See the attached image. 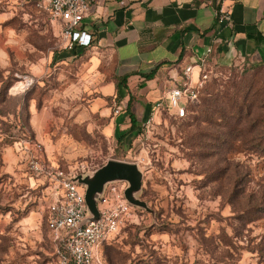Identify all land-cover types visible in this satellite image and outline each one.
Here are the masks:
<instances>
[{"label":"rangeland","instance_id":"rangeland-1","mask_svg":"<svg viewBox=\"0 0 264 264\" xmlns=\"http://www.w3.org/2000/svg\"><path fill=\"white\" fill-rule=\"evenodd\" d=\"M91 52L69 51L44 8L0 0V264L55 263L50 184L35 163L91 176L111 160L138 166L133 198L146 208L134 207V222L101 247L102 264L264 263V216L234 219L264 196V158L200 114L209 92L264 89V64L209 59L184 118L161 110L130 134L119 122L111 130L124 108L115 77Z\"/></svg>","mask_w":264,"mask_h":264},{"label":"crops","instance_id":"crops-1","mask_svg":"<svg viewBox=\"0 0 264 264\" xmlns=\"http://www.w3.org/2000/svg\"><path fill=\"white\" fill-rule=\"evenodd\" d=\"M218 10L229 15V23L218 22ZM84 29L93 43L75 51L88 49L95 61L105 63L124 108L118 121L110 122L111 130L119 122L128 132L125 108L130 99L139 127L158 113L154 104L183 82L180 70L185 77L191 67L188 76L195 85L201 61L264 64V0H100ZM153 71L152 79L143 78ZM121 78H126V88L119 84Z\"/></svg>","mask_w":264,"mask_h":264},{"label":"built area","instance_id":"built-area-1","mask_svg":"<svg viewBox=\"0 0 264 264\" xmlns=\"http://www.w3.org/2000/svg\"><path fill=\"white\" fill-rule=\"evenodd\" d=\"M12 1L19 5L31 4L44 8L59 25L60 34L69 51L92 45L93 37L84 29V22L92 7L100 0ZM215 17L219 23H229L230 20L229 15L222 10H218ZM205 65L206 62L201 61L195 85L191 84L188 76L191 67H187L184 71L185 81L156 102L154 110H165L175 118L184 117L187 108L197 101L199 88L206 78L205 75H200ZM118 112L119 108L115 113ZM32 168L47 178L50 184L47 195V230L54 244V264H102L99 250L103 244L112 240L122 227L133 223L136 218L135 208L124 198V189L116 184L108 185L97 203L98 218L83 223L88 217L84 189L69 180L77 174L44 167L38 163Z\"/></svg>","mask_w":264,"mask_h":264},{"label":"trees","instance_id":"trees-1","mask_svg":"<svg viewBox=\"0 0 264 264\" xmlns=\"http://www.w3.org/2000/svg\"><path fill=\"white\" fill-rule=\"evenodd\" d=\"M154 74L155 71L150 74L143 75V78L146 80L152 79ZM118 81L119 84L126 88V78L118 79ZM225 89L226 90L220 97L215 98V95H212V93L209 92L210 97L203 99L202 109L200 111L203 121L212 124L216 120L225 124L226 130H224L222 136L230 138L231 140H240L241 143L246 145L248 148H254L255 150L253 151L256 152L258 157L264 158V89H255L252 91V89L249 88L244 91L236 89L235 86L232 87L231 91L228 90L229 88L227 86ZM199 92L200 91H198V96ZM241 93L242 95H240ZM221 97L223 99H221ZM218 99H221L219 103ZM125 112L127 113L130 123L128 132L131 133L133 131H137L140 133L141 127L137 125L136 117L131 111V99L127 103ZM124 137L125 134L121 135L117 139V143H122L124 141ZM233 194L234 189L230 193V198H233ZM243 201V203H245V200ZM240 212L234 217V219L244 225L253 221L255 218L264 216V196L261 197L257 205H249L241 213ZM225 239L228 240V246H233L231 245L229 238L225 236L223 238L224 243ZM105 244L108 243H104L103 247ZM258 252L262 257H264V250L261 251L259 249Z\"/></svg>","mask_w":264,"mask_h":264},{"label":"water","instance_id":"water-1","mask_svg":"<svg viewBox=\"0 0 264 264\" xmlns=\"http://www.w3.org/2000/svg\"><path fill=\"white\" fill-rule=\"evenodd\" d=\"M69 180L84 189V200L88 217L83 223L95 221L98 218V200L105 188L116 182H126L128 184L123 194L125 200L131 206L146 208L143 202L133 198V194L140 191L142 180V173L135 164L111 160L91 176L79 174Z\"/></svg>","mask_w":264,"mask_h":264}]
</instances>
